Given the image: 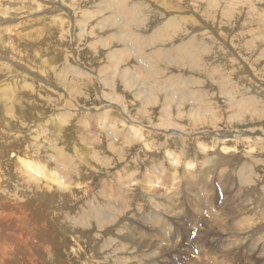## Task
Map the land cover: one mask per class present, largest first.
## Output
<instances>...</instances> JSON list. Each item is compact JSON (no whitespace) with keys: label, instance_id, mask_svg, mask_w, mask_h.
I'll use <instances>...</instances> for the list:
<instances>
[{"label":"rangeland","instance_id":"obj_1","mask_svg":"<svg viewBox=\"0 0 264 264\" xmlns=\"http://www.w3.org/2000/svg\"><path fill=\"white\" fill-rule=\"evenodd\" d=\"M8 4L1 2L0 9ZM25 4L29 7L11 8L8 14L0 11V235H19L14 230L24 220L15 211V201L1 202L4 195L21 194L24 199L29 195L31 203L28 198L26 204H32L33 215L27 222L37 231L17 249L28 254L31 248L32 262L14 256L3 264H171L165 261L167 255L161 257L170 243L156 233L158 215L180 236L187 216L192 238L173 239L193 248L177 254L183 261L201 264V256L208 254L203 251L207 248L201 249L203 233L221 218L226 229L221 240L233 254L218 264H264L250 249L264 244V143L243 136L257 131L264 136V0H25ZM14 12L21 14L19 20L10 17ZM23 14L31 17L26 27L20 24ZM185 29L189 37L179 43ZM196 34L208 37L210 50L199 56L205 59L204 66L197 55L205 47ZM177 58L184 61L175 62ZM181 63L203 72L200 76L184 72L189 78L205 79L203 92L200 79L188 88L177 78L186 75L172 73L170 68ZM219 135L227 136L224 140ZM133 136L136 139L130 142ZM50 142L53 151L60 148L69 161L74 159L66 170L74 162L82 166L71 176L67 190L32 177L22 167V157L28 156L49 168L48 158L53 161L56 155L54 162L63 169L58 153L49 151ZM96 144L103 156L92 152ZM110 146L123 155V160L116 157L113 167L104 152ZM153 151L160 154L156 166L152 156H145ZM136 158L139 166L132 165ZM160 161L165 164L160 166ZM105 165L109 172L102 170ZM175 169L177 185L169 181ZM195 179L211 186L193 191ZM163 183L170 192L163 191ZM247 183L254 188L248 191ZM150 186L163 206L152 204ZM223 187L240 189L239 196L246 199L243 206L226 199ZM136 188L140 193L133 192ZM178 189L183 194L172 198ZM93 192L99 196L87 198ZM202 194L206 200L199 198ZM131 203L135 215L125 221H131V230L125 234L121 228V240L111 225L122 218L117 209ZM192 203L197 204L192 208L198 206L195 211ZM143 215L150 217L149 223L141 221ZM233 222L240 224L232 228Z\"/></svg>","mask_w":264,"mask_h":264},{"label":"bare ground","instance_id":"obj_2","mask_svg":"<svg viewBox=\"0 0 264 264\" xmlns=\"http://www.w3.org/2000/svg\"><path fill=\"white\" fill-rule=\"evenodd\" d=\"M43 1V0H42ZM1 2H6L8 5H7V7H4L3 9H0V11L2 12V13H5V14H8V11L9 10H11V8H18V7H20V6H27V7H29L28 5H26L25 4V0H13V1H9V0H0V3ZM46 4V3H45ZM12 6V7H8V6ZM45 7V6H44ZM31 9V8H30ZM33 9H34V7H33ZM39 9V8H38ZM32 12V11H31ZM30 12V13H31ZM211 13V12H210ZM209 13V14H210ZM237 13V12H236ZM207 14V13H206ZM21 15V14H20ZM20 15L18 14V13H15L14 12V14L12 15V14H10V17H16V18H18V20H19V18H20ZM202 15V14H201ZM213 15V14H212ZM212 15H210V17L212 16ZM28 15H26V14H23L21 17H23V20H21L20 22V24H22V25H24V27H26V24L28 23V22H30V20H31V17L30 16H28ZM207 16V15H206ZM9 17V16H8ZM25 17H27L26 19H24ZM0 18H1V16H0ZM205 18V17H204ZM209 18V17H208ZM15 19V18H14ZM14 19H12V20H14ZM232 19V18H231ZM2 20H4V19H2ZM7 20H9L8 18H7ZM230 21V20H229ZM7 23L8 22H11V20L10 21H6ZM1 24V23H0ZM9 24V23H8ZM14 24H16V23H14ZM208 24V23H207ZM7 25V24H6ZM3 26V25H2ZM1 27V26H0ZM207 27V26H206ZM235 28V27H234ZM237 28L238 27H236V30H237ZM4 29L6 30V26L4 27ZM192 29V28H191ZM196 29H198V28H196ZM240 29V28H239ZM239 29H238V31H239ZM242 29V28H241ZM245 29V28H244ZM212 31V30H211ZM215 31V30H214ZM245 31V30H244ZM189 30L188 29H185L184 30V34L182 33L181 35H179V36H182L180 39H179V43L182 41V40H185V39H187L188 37H189ZM232 32H235V31H232ZM214 33V32H213ZM218 34V33H217ZM226 34V33H225ZM238 34V33H237ZM1 35H2V32H1ZM240 35H242V33L240 34ZM244 35V34H243ZM183 36H185V37H183ZM220 36V35H219ZM229 36V35H228ZM235 36H236V34H235ZM238 36V35H237ZM245 36V35H244ZM246 37V36H245ZM195 39H197L198 41H200L203 45H204V47H205V52H202V53H199L197 56H198V59H199V62L202 64V61L204 62V60L205 59H201L200 60V55H205V53L207 52V51H209L210 49V47L208 48L207 46H206V41H207V36H206V38H205V36H203V35H201V34H196L195 35V37H194ZM223 38H225V37H223ZM227 38V37H226ZM232 38V37H231ZM235 39V38H234ZM209 40V39H208ZM229 40V39H228ZM232 40V39H231ZM236 40V39H235ZM245 40V39H244ZM169 41V40H168ZM167 41V42H168ZM224 41V40H223ZM210 42V41H209ZM232 44V43H231ZM231 44L229 43V46H231ZM210 45V44H209ZM228 47V46H227ZM232 48V47H231ZM27 49V48H26ZM25 49V50H26ZM212 50H214V49H212ZM260 50H262V49H260ZM26 52V51H25ZM211 52V51H210ZM24 54H26V53H24ZM210 54V53H209ZM212 54V53H211ZM263 54V53H262ZM223 55V54H222ZM237 55V54H236ZM26 56V55H25ZM206 56H207V54H206ZM23 57V56H22ZM205 57V56H204ZM258 57V56H257ZM202 58V57H201ZM236 58V57H235ZM261 58V57H260ZM262 59V58H261ZM260 59V60H261ZM175 60V62L176 61H184L183 60V58H177V59H174ZM213 60V59H212ZM235 60V59H234ZM259 60V61H260ZM9 61V60H8ZM214 61V60H213ZM249 61H250V59H249ZM253 61H255V59L253 60ZM4 63H5V61H3ZM191 62V61H190ZM207 62V61H206ZM221 62H222V60H221ZM234 62V61H233ZM264 62V61H263ZM17 63H19V62H17ZM22 63V62H21ZM212 63V62H211ZM217 63V62H216ZM223 63V62H222ZM206 64V63H205ZM214 64V63H213ZM231 64V63H230ZM239 64V63H238ZM245 64V63H244ZM2 65V64H1ZM15 65V64H14ZM17 65V64H16ZM170 65V64H169ZM203 65V64H202ZM254 65V64H253ZM5 66H6V64H5ZM18 66V65H17ZM20 66H24L23 64L22 65H20ZM187 66V67H186ZM204 66V65H203ZM213 66V65H212ZM214 66H216V64L214 65ZM221 66V65H220ZM2 67H4V65L2 66ZM249 68L251 67V66H248ZM254 67V66H253ZM11 68V67H10ZM13 68V67H12ZM198 68L199 67H196L195 65H188V64H186V63H181V64H179L178 66H176V67H171L170 69H171V71H172V73H175V74H184V75H186L184 78H182V77H177L179 80H183V82H185L187 85H190L191 83H195V82H197V79H200L201 80V84L200 85H203L204 86V88H202V89H200L199 88V90L201 91V92H203L204 91V89H205V79L204 78H189L188 77V72H191V73H193V74H196V75H198L200 72H202L200 69V71H196V69L198 70ZM214 68H216V67H214ZM231 68H233V67H231ZM249 68H247V69H249ZM20 69V68H19ZM185 69L187 70V71H185ZM252 69V68H251ZM16 70V69H15ZM236 70H238V68H236ZM235 70V71H236ZM258 70V69H257ZM13 71V70H12ZM11 71V72H12ZM218 71H219V68H218ZM224 71V70H223ZM184 72H187V73H184ZM203 73V72H202ZM217 73V72H216ZM212 74V73H211ZM228 74V73H227ZM191 75V74H190ZM225 75V74H224ZM198 76H200V75H198ZM207 76V75H206ZM210 76V75H209ZM193 77V76H192ZM231 77V76H230ZM176 78V77H175ZM207 79H208V77H207ZM219 79H221V78H219ZM204 80V81H203ZM231 80V79H230ZM208 81V80H207ZM210 82V81H209ZM228 82V81H227ZM231 82V81H230ZM235 82V81H234ZM219 83V82H218ZM210 84H211V82H210ZM220 84V83H219ZM237 84V83H236ZM212 85V84H211ZM215 85V84H214ZM234 85V84H233ZM31 86H32V84H31ZM231 86V85H230ZM43 87V86H42ZM209 87V86H208ZM232 87V86H231ZM188 88H192L191 87V85L190 86H188ZM236 89V88H235ZM210 90V89H209ZM233 90V89H232ZM238 90H239V88H238ZM206 91V90H205ZM232 92V91H231ZM235 92V91H234ZM207 93V92H206ZM214 93V92H213ZM220 94V93H219ZM216 95V94H215ZM216 100V99H215ZM81 111V110H80ZM79 113V112H78ZM82 113V112H81ZM76 114V113H75ZM80 115V114H79ZM153 115L151 114V117H152ZM40 117V116H39ZM230 117H232V116H230ZM77 118V117H76ZM72 119H74V118H72ZM155 119H156V117H155ZM231 119V118H230ZM149 121V120H148ZM156 130H158V128L157 129H155V131ZM49 131V130H48ZM57 131H58V129H57ZM17 132V131H16ZM53 132V131H52ZM247 134H249V135H247ZM247 134H245V135H243L244 137H248V138H252V137H256V141L257 142H259L260 144H262V143H264V136H263V134H262V132L261 131H257L256 133H247ZM47 135H49V134H47ZM53 136H56V138L58 137V135H54L53 134ZM227 135H219L218 136V138L219 139H224V137H226ZM165 137H166V139H168V134H166L165 135ZM236 136H234L233 138H235ZM20 138V137H19ZM259 138V139H258ZM18 139V138H17ZM135 140L136 138H135V136H133L132 138H131V140H129L130 142L132 141V140ZM227 139V138H226ZM225 140V139H224ZM76 141V140H75ZM77 141H78V138H77ZM97 141H99V140H97ZM11 142V141H10ZM106 142V141H105ZM133 142V141H132ZM137 142V141H136ZM167 141H165V143H166ZM75 143V142H74ZM99 143V142H98ZM97 143V144H98ZM73 144V143H72ZM72 144H71V146H72ZM95 145L94 147V151H93V149H92V152H100V154L102 155V152H101V150L98 148V145ZM253 144V143H252ZM53 145H54V143L53 142H50V147H49V151H51V152H53V154L55 155V153H58V156H59V159L61 160V166H62V168L63 169H61V167H59V165L56 163V162H54V160L56 159V158H58V157H56V155H55V158H53V161H51V159L50 158H48V162H49V168H46L45 167V165H43L42 163H39V162H36V161H33V160H31L28 156H25V157H22V160L25 162V166H22L23 167V169L29 174V175H31L32 177L33 176H36V177H39L40 179H45V180H47L48 181V183L51 185V186H53V187H55V188H57L58 190H67V189H69L70 188V186H71V184H72V180H70L71 179V176L72 175H77L78 173L76 172L80 167H82V166H80V165H78L77 163H72V165H73V168L72 169H69V170H66L67 169V167L71 164L70 162L71 161H73L71 158V161H69L68 160V157L63 153V150L61 151L60 150V148L59 149H57V151L56 150H54L53 151ZM93 145V144H92ZM132 146L134 145V144H131ZM77 146H78V143H77ZM87 146V145H86ZM132 146H131V148L130 149H124L125 151H130L131 149H132ZM68 147H69V145H68ZM70 148H72V147H70ZM82 148H84V147H82ZM90 148H92V147H90ZM77 150V149H76ZM81 150V149H80ZM68 151V150H67ZM89 151H90V149H89ZM72 152V151H71ZM74 152V151H73ZM72 152V153H73ZM104 152H105V156H108V157H110V159H111V166L110 167H113L112 165H113V163L114 162H116V157H121V159H122V157H123V155L121 154V153H119L118 151H116V150H114V149H112V146H110V147H106V149L104 150ZM62 153V154H61ZM66 153V152H65ZM68 153H70V152H68ZM84 153H86V152H84ZM83 153V154H84ZM130 153V152H129ZM129 153L127 152L126 154H125V157H127V155H129ZM146 153V155L143 153V155H145V156H147V154H148V156H149V158L152 156L153 157V164L156 166V161H158V160H160V158H159V155L157 154V151H153V155H150L149 153H147V152H145ZM49 154H51L52 155V153H48V155L47 156H50ZM67 154V153H66ZM87 154V153H86ZM68 155H70V154H68ZM53 156V155H52ZM52 156H50V157H52ZM103 156V155H102ZM76 157V156H75ZM81 157H83V156H81ZM80 157V158H81ZM79 158V157H78ZM86 158V157H85ZM165 158V157H164ZM82 159V158H81ZM86 159H88V158H86ZM93 159V158H92ZM123 160V159H122ZM125 161V160H124ZM88 162V161H87ZM86 162V163H87ZM118 162V161H117ZM123 163V162H122ZM63 164V165H62ZM85 164V163H84ZM91 164V163H90ZM163 164H165V162H162V161H160V166H162ZM87 165V164H86ZM132 165H134V166H139L140 164H139V161H138V158H136V160L134 161V163L132 164ZM84 167V166H83ZM87 167V166H86ZM85 167V168H86ZM198 168V170H200V168L199 167H197ZM43 169H46L47 170V174H50V176L49 175H47L44 171H43ZM81 169V168H80ZM124 168H120V170H123ZM178 169V168H177ZM82 170V169H81ZM102 170H107V172H109L108 170H109V167H107V165H105V166H103V168H102ZM197 170V169H196ZM178 174H180L179 172H180V170L178 169ZM176 173V169H175V171H174V173H171L172 174V181H171V176H169V181L170 182H173V180L174 179H179V176H178V174H175ZM85 178V177H84ZM83 179V178H82ZM198 179H200V178H198ZM222 180V179H221ZM88 181V180H87ZM174 181H176V180H174ZM93 182V181H92ZM95 182V181H94ZM93 182V183H94ZM204 182H205V180H204ZM217 182H222V181H220V179H219V181H217ZM85 183H86V181H85ZM174 183V185H177V183H175V182H173ZM208 183V182H207ZM82 184V183H81ZM209 184V183H208ZM208 184H204V183H202V181L201 180H193L192 181V185H193V191H195L194 189L195 188H200V189H203V187H208L209 185L211 186V183L208 185ZM214 184V183H213ZM215 184H216V182H215ZM222 184V183H221ZM253 183H247V185L248 186H244L245 188H247V190L248 191H250L251 189H253L254 188V186L252 185ZM76 185L77 186H81L80 185V182L78 183H76ZM93 185V184H92ZM111 185V184H110ZM87 187H88V185H86ZM94 186V185H93ZM152 186V185H151ZM148 187L147 188V191H148V193H151L150 195H148V196H150V197H152L153 198V200H151V202H152V204H154V205H159L160 207L161 206H163L164 204H165V202H161V201H159L158 200V196H157V194L156 193H158V191L156 190V189H154L153 187ZM161 186H163L162 188H163V191L165 190V189H167V191L168 192H170L171 191V189H170V187H169V185L167 184V183H163ZM217 186V185H216ZM218 186H220V185H218ZM217 186V187H218ZM216 187V188H217ZM86 188V187H85ZM211 188V187H210ZM222 188V187H221ZM245 188H244V190H245ZM153 189V190H152ZM161 189V188H160ZM212 189V188H211ZM223 189H224V191H225V193H227V197H226V199H228L229 201H231L232 203H235L237 206H239V207H241V206H243V204H244V202H246V199H244L242 196H239V190L240 189H237L236 188V190L235 189H233V188H225V187H223ZM79 190H84V188L83 187H79ZM159 190V189H158ZM162 190V189H161ZM213 190V189H212ZM211 190V191H212ZM221 190V189H220ZM207 192H209L208 190H206ZM221 191H223V190H221ZM220 191V192H221ZM62 192V191H61ZM133 192H139V189L138 188H136V189H133ZM181 192H183L182 191V189H178V191H176L175 193H173L172 194V198L174 197V198H176V199H178V197L180 196V195H182L181 194ZM213 192V191H212ZM245 192H247V191H245ZM244 192V193H245ZM140 193V192H139ZM222 193V192H221ZM231 193V194H230ZM241 193V192H240ZM250 192H248V194H249ZM260 193H262L261 191H260ZM147 194V193H146ZM156 194V195H155ZM165 194V193H164ZM164 194L163 193H161L160 194V196L159 197H162L163 198V196H164ZM211 194V193H210ZM210 194H208V195H210ZM223 194V193H222ZM234 194V195H233ZM247 194V195H248ZM65 195V194H64ZM145 195V194H144ZM162 195V196H161ZM167 195V194H166ZM213 195H214V193H213ZM219 195V194H218ZM230 195H233L234 197H232V196H230ZM258 195V194H257ZM89 196H91V197H98L99 196V194L97 195L96 193H94L93 192V194L91 193V194H88V196H87V198L89 197ZM137 196H139V194H137ZM169 196V195H168ZM204 196H206L205 194H202V195H199V198L200 199H203L204 198ZM43 197V196H42ZM49 197V196H48ZM64 197V196H63ZM232 197V198H231ZM258 197V196H257ZM29 198V195H28V197L26 198V199H28ZM50 198H51V196H50ZM72 198V197H71ZM206 198V197H205ZM203 199V200H206V199ZM208 198V197H207ZM26 199H24V198H22V195L21 194H15V195H4L3 197H2V199H1V202L3 203V204H9V203H11V202H13V201H15V211L17 212V213H19L20 215H22L23 217H24V220L21 222V223H19V225H20V227L21 228H18V229H15L14 231H16V232H20V234L19 235H16V234H13V233H7V234H5V235H3V234H1L0 235V249H1V252H2V254H3V261H1L0 262V264H3L5 261H9L8 259L9 258H11V257H14V256H16V257H20V258H22L23 260L25 259L27 262H29V261H31L32 262V255L34 254L33 252H32V250H31V248L29 249V253L28 254H24V253H21V254H19L18 252H17V249L18 248H20V247H22L25 243H26V241H27V239L31 236V235H33L34 234V231H37V230H34V228L33 227H31V226H29L28 225V222H27V220H28V218H30L32 215H33V211H31L32 209H31V206H32V204H29L28 202H27V204H26ZM53 199V198H52ZM166 199H169V197H167ZM165 199V200H166ZM218 199V198H217ZM256 199H259V198H256ZM263 199H264V194H263ZM262 199V200H263ZM48 200H50V199H48ZM54 200H56V199H54ZM75 200H77V199H75ZM216 200V199H215ZM51 201V200H50ZM212 201V200H211ZM214 201V200H213ZM259 201V200H258ZM29 202H30V198H29ZM39 202V201H38ZM37 202V203H38ZM54 202V201H53ZM67 202V201H66ZM71 202V201H70ZM84 202H85V200H84ZM103 202L104 203H106L107 201L106 200H103ZM167 202V201H166ZM208 202V201H207ZM210 202V201H209ZM31 203V202H30ZM61 203V202H60ZM63 203H65V201L63 202ZM62 203V204H63ZM67 203H69V202H67ZM213 203V202H212ZM217 203V202H216ZM257 203V202H256ZM40 204V203H39ZM53 204V203H52ZM61 204V205H62ZM194 203H192L191 204V208L190 209H193V211H195L194 209H198V206H196V207H194V208H192V205H193ZM204 204V203H203ZM49 205V204H48ZM65 205V204H64ZM195 205H197V204H195ZM195 205H193V206H195ZM202 205V204H201ZM262 205V209L264 210V200H263V204H261ZM35 205H33V207H34ZM40 206V205H39ZM44 206V205H43ZM46 206V205H45ZM55 206V205H54ZM70 206V205H69ZM73 206V205H72ZM76 206V205H75ZM78 206V205H77ZM135 206H136V204H135ZM199 206H200V204H199ZM210 206V205H209ZM30 208V210H29V208ZM51 207V206H50ZM66 207V206H65ZM71 207V206H70ZM36 208V207H35ZM42 208V207H41ZM52 208V207H51ZM61 208V207H60ZM69 208V207H68ZM73 208H75V207H73ZM72 208V209H73ZM134 206H133V204L131 203L130 205H127V206H125V207H123V208H119V209H117V212H118V214H119V217H122L121 219H119L117 222H115V223H113L112 225H111V230H112V232H114L116 229H117V231L119 232V236L121 237V228H123V231H124V233L125 234H128L129 232H130V230H131V227H130V225L129 224H131V221L130 222H125V221H129L130 219H131V217H133L135 214V211H134ZM203 208H204V206H203ZM34 209V208H33ZM45 209V208H44ZM43 209V210H44ZM46 209H47V207H46ZM53 209V208H52ZM61 209H63V208H61ZM66 209H67V207H66ZM71 209V208H70ZM142 209H145V207H142ZM202 209V208H201ZM201 209H200V211H201ZM205 209H207L206 207H205ZM208 209H210V208H208ZM257 209V208H256ZM35 210V209H34ZM38 210H41V209H39V207H38ZM51 210V209H50ZM69 210V209H68ZM76 210H77V208H76ZM129 210H132L131 211V213H128V211ZM202 210H204V209H202ZM260 210V209H259ZM62 211V210H61ZM229 211H232V208H230L229 207ZM256 211V210H255ZM38 212H42V211H38ZM47 211L45 210V213H46ZM44 213V212H43ZM200 213V212H199ZM255 213V212H254ZM253 213V214H254ZM35 214H37V211H36V213ZM192 214V213H191ZM45 215V214H44ZM44 215H42L43 217H44ZM48 215V214H47ZM140 215V214H139ZM185 215H187V212L185 213ZM2 216V214L0 213V217ZM38 216V215H37ZM36 216V217H37ZM41 216V217H42ZM46 216V215H45ZM162 215H158V216H156V222H157V224H156V226H157V229H156V233H157V235H158V237H159V239L161 240V241H164V243H170V245H169V248H168V251L166 252V253H164L161 257H163V256H166L167 255V257L165 258V261L166 262H168V263H171V264H192V263H189V262H187V261H183V260H181V256L180 255H177L178 253H180V252H183V251H187V252H189V251H193L192 249L193 248H190V244H188L186 247H182V245L181 244H179V243H176L175 241L173 242V239H175L176 241L178 240V239H181L182 237L183 238H185V237H187L188 239L189 238H192L190 235H188L189 234V231H191V230H189L188 229V227L186 226L187 224H186V222H185V220H186V217H184V222H183V233H182V235L180 236V231L178 230V231H176V230H173L172 231V229H173V227H174V225L173 226H169V227H166V226H164L163 224V220H162V217H161ZM193 216V215H192ZM192 216H189V218L192 220ZM261 216V215H260ZM263 216H264V212H263ZM42 217V218H43ZM196 217V216H195ZM262 217V216H261ZM11 218V217H10ZM45 218V217H44ZM43 218V219H44ZM258 218H259V216H258ZM35 219H37V218H35ZM49 219V218H48ZM166 219H169L167 216H166ZM220 219V220H219ZM262 219V218H261ZM31 220H34V218H32ZM197 220L199 221V218H197ZM260 220V219H259ZM29 221V220H28ZM44 221V220H43ZM45 221H46V219H45ZM141 221L143 222V223H149L150 222V217H145L144 215L141 217ZM190 221V220H189ZM205 220H203V222H204ZM225 221V220H224ZM261 221H264V218L261 220ZM35 222H36V220H35ZM187 222H188V220H187ZM222 222L223 221H221V218H218V219H216L215 221H214V223H213V225H215L214 227H211V228H209V230L207 231V232H204L203 234H204V236H205V242L203 241L202 242V240H201V242H202V244H201V249H203V248H207L208 250H204L203 249V251L204 252H206V253H208V254H206V255H203V256H201V264H218V263H222V262H224V259L223 258H226V259H229L231 256H232V254H233V252L231 251L230 252V248L229 247H227V248H225L224 247V243H222L223 241L221 240L222 239V237H221V234L223 233V232H225L226 231V229L224 228V226H223V224H222ZM230 222V221H229ZM195 223V222H194ZM225 223V222H224ZM239 222H233V225L231 224V223H229L230 224V226L232 227V228H234V227H237V226H235L236 224H238ZM252 223L254 224V222L252 221ZM260 223V222H259ZM40 224V223H39ZM196 224V223H195ZM200 224V223H199ZM221 224V225H220ZM240 224V223H239ZM239 224H238V226H239ZM253 224H251L249 227H251ZM262 224V223H261ZM31 225H33V224H31ZM129 226L128 228L126 227V226ZM189 225V224H188ZM77 227H79L78 225H76ZM202 226V225H201ZM206 226V225H205ZM195 227V229H199L198 227L196 228V226H194ZM203 227V226H202ZM220 227V230L219 231H217L218 230V228ZM241 227V226H240ZM260 227V226H259ZM264 227V226H263ZM71 228H73V229H71L72 231H74V232H78L79 230H76V227L75 226H71ZM80 228V227H79ZM246 228V227H245ZM248 228V227H247ZM261 228V227H260ZM78 229V228H77ZM205 229V228H204ZM243 229V228H242ZM196 230V231H197ZM217 231V232H214V231ZM240 230V229H239ZM45 232V231H44ZM170 232H172L171 234H170ZM198 232H200L199 230H198ZM203 232V231H202ZM47 233V232H46ZM115 233H116V231H115ZM114 233V234H115ZM38 234V233H37ZM177 235V237L176 238H174V237H172L173 235ZM39 235V234H38ZM116 235V234H115ZM171 235V236H170ZM193 235V234H192ZM198 235V234H197ZM263 235H264V233H263ZM201 236V235H200ZM203 236V237H204ZM262 237V236H261ZM195 238H196V236H195ZM200 238V237H199ZM121 240H122V237H121ZM118 241H120V239H118ZM190 241H193V240H190ZM260 243V242H259ZM261 243H263V241H261ZM194 246V245H193ZM229 246V245H228ZM251 246V245H250ZM38 248V247H37ZM36 248V249H37ZM197 249V248H196ZM250 249L253 251H256V253L255 254H257V256L260 258V261L262 260L263 261V263H264V252H262V250L264 249V244H261V245H259L258 243H255L254 244V246L253 247H250ZM7 250H9V252H7ZM33 250H34V248H33ZM195 250V249H194ZM11 253V254H10ZM243 253V252H242ZM113 256H115V255H113ZM219 257H221L222 259L220 260V261H218V258ZM235 257V256H234ZM177 258H178V260H177ZM183 259V258H182ZM212 259H214V261L212 260ZM233 259V258H232ZM24 260V261H25ZM203 260L204 261H206V262H203ZM22 260H20V262H21ZM212 261V262H211ZM229 261V260H228ZM17 262H19L18 260H17ZM30 262V263H31ZM234 262H236V261H234ZM233 262V263H234ZM6 263V262H5ZM229 263H230V261H229ZM232 263V264H233ZM257 263V262H256ZM260 263V262H259ZM22 264V263H21ZM224 264V263H223ZM231 264V263H230ZM260 264H262V263H260Z\"/></svg>","mask_w":264,"mask_h":264}]
</instances>
